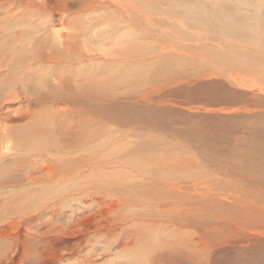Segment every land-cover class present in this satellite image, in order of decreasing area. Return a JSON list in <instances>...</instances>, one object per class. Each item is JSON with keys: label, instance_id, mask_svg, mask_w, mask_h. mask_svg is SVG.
Wrapping results in <instances>:
<instances>
[{"label": "rangeland", "instance_id": "1", "mask_svg": "<svg viewBox=\"0 0 264 264\" xmlns=\"http://www.w3.org/2000/svg\"><path fill=\"white\" fill-rule=\"evenodd\" d=\"M137 1L0 0V264H264V222L222 236L219 170L264 120V0ZM91 85L157 117H70ZM55 122L90 144L39 150Z\"/></svg>", "mask_w": 264, "mask_h": 264}, {"label": "bare ground", "instance_id": "2", "mask_svg": "<svg viewBox=\"0 0 264 264\" xmlns=\"http://www.w3.org/2000/svg\"><path fill=\"white\" fill-rule=\"evenodd\" d=\"M134 1L136 3L137 2L141 3V1H137V0H134ZM147 1L152 2L153 5L156 2V0H144L143 4H145V2H147ZM145 6H147V5L145 4ZM151 11L153 14L156 13V12H154L155 11L154 8H152V10H149V13ZM256 28H261V27H259V24H257L255 27L250 29L251 30V31H249L250 34L249 33L248 34H249L250 44L252 45V48L254 50H256V52L258 54L257 60H258V63H260L264 59V54H263L264 49L261 47L262 42H264V34L258 33ZM201 34H204V33H201V31H200V36H201ZM198 35H199V31H198ZM238 35H240V34L237 33V36ZM242 36H243V34L240 35V38H238V39L242 40V38L244 37V36L243 37ZM259 39H261V40H259ZM239 45L240 44H238V45L236 44V48L239 47ZM260 50L263 53H261ZM241 51H242V49H241ZM254 60H255V58H254ZM239 62L240 61H238V68H239V66L242 65V62H240V63ZM9 64H11V63H9ZM251 69H255V67H251ZM253 73H255V72H253ZM90 79H87V80L93 81L92 79L91 80ZM3 81H4V83L3 82L2 83L6 85L5 80H3ZM92 85L88 86V88H85L86 92L81 93L86 98H84V99L78 98L76 101V103H78V105L79 104L81 105V108H80L81 110L80 109L76 110V111L73 110L72 115H70V117H92V116L94 117L95 114L96 115L102 114L103 117H107V116L109 117V112L113 113L112 114V115H114L113 117H115L116 119L121 120L123 122H124V120H122V117L125 120H129V119L131 120V117L133 119L144 117V116H142L144 113H145V116H147V117H157L156 115L151 116V114L153 112V108L151 107V105H150V107H147V105H144L142 103H138V104L124 103L125 105H121V106L117 105V107L108 106L106 104L101 105V106H97L95 104V102L92 103V102L88 101V100L93 101L96 99V93H95L94 87H92ZM260 86H261V84H260ZM0 88H2V85L0 86ZM10 88H11V86H10ZM103 97H104L103 95L99 96V98H103ZM3 106H4V104H3ZM96 115H95V117H96ZM263 125H264V120L261 123V126L260 127L258 126L257 129L254 132H252V134L249 136V138L245 141L244 147L240 151L235 153L234 158L232 159L233 161L229 164V166L224 164L225 166H223L221 169L219 168V170H221V172H222V174H224V176H230L231 177L230 182L232 183L231 187H229V184H226V185L223 184L221 189H220V193H221V197H222V202H221L222 203V207H221L222 210H221L220 224H221L222 236H223L224 240L227 239L229 237L230 233L232 232V231H228V228L231 227L232 224H234L238 220H240L242 218H246L245 213L248 215L247 218L249 220L251 229H256L257 224L264 222V126ZM33 127H35V128H34L32 135L29 137V140H32L31 138H33V137H38L37 140L39 141L38 142L39 145L37 148H39V150H42L44 153L49 152L53 148L52 145H54L53 144L54 141L52 142V140H47V137L49 135H51L52 133H54V135L57 134L55 136L56 141H59L61 143L67 142V146H68V142H69L70 143L69 148L72 149V151L74 153H75V151H78L79 149L84 150V146L87 147V143H89L92 140L91 131L89 132V134L83 133L84 134L83 138L74 137L75 136V133L73 132L74 128L72 129V128H70V126L67 127L65 124L60 123V122H58V123L55 122V124L51 125L50 127H42L40 124H38V125L34 124ZM81 128H84V130H85L88 128V126H86L84 124V125H82ZM56 137H58V139ZM226 139H228V138H226ZM53 140H54V138H53ZM72 144H73V146H71ZM31 146L36 147L37 145L33 146L32 144H30L29 150H30ZM58 146H60V145L55 144L54 148H56ZM61 147H60V149H61ZM26 149H28V148H26ZM52 151H54V150H52ZM33 153H34V151H33ZM38 154H40V153H38ZM58 154H59V152H58ZM44 155H46V154H44ZM39 156H41V155H39ZM39 156H37V157H39ZM235 156H237V157H235ZM43 157L45 158V156H43ZM93 161L94 160L91 158L90 163L92 165H88V167L90 168L89 169L90 171H92L91 168H93V166H94ZM65 162H66V160H65ZM71 163L73 164V162H71ZM71 163L70 162L67 163L69 165V167H70ZM72 164H71V166H72ZM75 167H77V166H75ZM69 171H70V169H69ZM59 172H60V170H59ZM72 172L73 171L71 170L69 172L68 176H73ZM67 173H68V171H67ZM88 179H90V177ZM224 182H228V181H224ZM254 246H256V245H254ZM159 247H160V245H159ZM252 249H253V246H252ZM244 251L248 252L247 250H241L238 248L224 250L222 252V263L223 264H245V261H242L244 259L238 258L239 254H241L242 252L244 253ZM253 251L256 253L259 250H257V251L253 250ZM260 252H264V251L261 250ZM231 257H232V259H231ZM257 261H260V260H257Z\"/></svg>", "mask_w": 264, "mask_h": 264}]
</instances>
